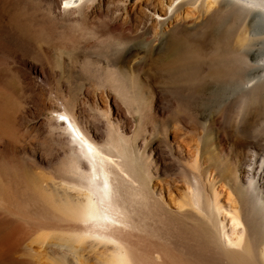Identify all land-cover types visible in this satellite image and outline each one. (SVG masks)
I'll return each instance as SVG.
<instances>
[{"label": "bare ground", "instance_id": "obj_1", "mask_svg": "<svg viewBox=\"0 0 264 264\" xmlns=\"http://www.w3.org/2000/svg\"><path fill=\"white\" fill-rule=\"evenodd\" d=\"M37 1L59 24L103 39L101 60L115 67L120 83L132 80L123 91L135 105L142 93L157 91L145 89L139 72L171 76L186 98L195 76L221 77L225 93L208 125L236 153L235 165L222 168L211 155L184 162L174 141L147 150L127 145L131 117L119 99L93 93L68 103L48 96L54 82L59 91L61 71L28 63L29 82L39 88L35 117L46 115L34 121L42 141L22 150L69 160L60 201L65 234L56 237L66 264H264V0ZM163 172L184 184L181 200L169 198L168 183L157 184Z\"/></svg>", "mask_w": 264, "mask_h": 264}, {"label": "rangeland", "instance_id": "obj_2", "mask_svg": "<svg viewBox=\"0 0 264 264\" xmlns=\"http://www.w3.org/2000/svg\"><path fill=\"white\" fill-rule=\"evenodd\" d=\"M45 6L37 0H0V264H64V260L69 261L58 250L56 241L65 234L60 201L67 191L65 181L70 178L68 157L63 153L46 155L37 148L32 155L22 150L24 144L42 141L43 135L38 133L34 121L46 115L35 117L39 108V88L29 82L28 63L61 71L57 77L61 80L59 91L54 82L46 87L51 94L47 93L48 96L62 95L68 103L81 97L86 99L93 93H110L119 99L125 110L122 109L132 119L123 131L127 145L134 142L137 149L147 150L158 141H174L185 150L184 162L189 163L196 154L203 158L214 156L215 163L222 161V168H231L236 162V153L229 142L217 141L208 125L210 113L219 107L225 93L221 77L202 81L195 76L194 94L186 98L170 84L173 77L161 78L150 72H139L140 82L147 84L145 89L149 92L150 87L155 86L157 91L152 97L142 93L140 105H135L130 100L131 95L127 97L123 91L131 86L132 80L128 78L126 83H120L115 67L101 60L104 59L103 39L95 38L96 35L86 28L59 24ZM9 34L18 40H4ZM183 51L184 44L180 54L183 55ZM58 63H63L64 72L58 68ZM156 64L168 66L162 62ZM63 83H69V88L65 89ZM105 136L101 142L106 141ZM64 175L68 177L65 179ZM157 184L169 186L168 196L174 202L183 198L184 184L175 180L172 172L159 174Z\"/></svg>", "mask_w": 264, "mask_h": 264}, {"label": "snow or ice", "instance_id": "obj_3", "mask_svg": "<svg viewBox=\"0 0 264 264\" xmlns=\"http://www.w3.org/2000/svg\"><path fill=\"white\" fill-rule=\"evenodd\" d=\"M63 119V117H61Z\"/></svg>", "mask_w": 264, "mask_h": 264}]
</instances>
